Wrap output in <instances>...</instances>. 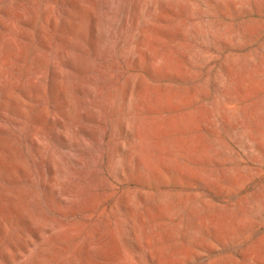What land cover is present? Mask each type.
I'll use <instances>...</instances> for the list:
<instances>
[{
	"label": "rangeland",
	"instance_id": "1",
	"mask_svg": "<svg viewBox=\"0 0 264 264\" xmlns=\"http://www.w3.org/2000/svg\"><path fill=\"white\" fill-rule=\"evenodd\" d=\"M0 264H264V0H0Z\"/></svg>",
	"mask_w": 264,
	"mask_h": 264
}]
</instances>
